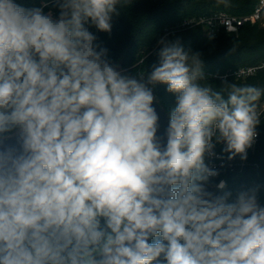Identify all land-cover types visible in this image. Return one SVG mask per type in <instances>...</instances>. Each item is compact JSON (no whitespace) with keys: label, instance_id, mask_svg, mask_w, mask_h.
Returning a JSON list of instances; mask_svg holds the SVG:
<instances>
[{"label":"clouds","instance_id":"9594fccd","mask_svg":"<svg viewBox=\"0 0 264 264\" xmlns=\"http://www.w3.org/2000/svg\"><path fill=\"white\" fill-rule=\"evenodd\" d=\"M132 5L0 0V264H264L261 185L219 179L247 160L264 87H217L166 37L150 70L120 67L97 33Z\"/></svg>","mask_w":264,"mask_h":264},{"label":"trees","instance_id":"16d2710c","mask_svg":"<svg viewBox=\"0 0 264 264\" xmlns=\"http://www.w3.org/2000/svg\"><path fill=\"white\" fill-rule=\"evenodd\" d=\"M258 1L230 0L228 6H225L218 4L217 0H133V5L122 9V14L114 19L111 34L97 35L99 43L109 50L111 59L129 71H134L136 60L146 55V62L140 67H148L150 70L158 59L157 41L166 37L170 42L179 41L185 48L200 52L204 71L217 87L221 86L222 79L264 87V67L244 79L231 74L240 67L264 62V26L249 22L237 32L221 29L216 34H209L202 25L180 26L185 19L219 11L248 14L254 10ZM18 2L39 6L43 0ZM225 74L228 75L224 77ZM154 91L166 111L174 106L175 97L166 91V86L158 85ZM261 119L264 122V118ZM258 131L257 144L249 150L245 163L242 165V160L235 158L231 161L232 167H223L219 179H225L231 189L241 185H261L259 195L264 202V123L258 127Z\"/></svg>","mask_w":264,"mask_h":264},{"label":"built area","instance_id":"2783aa9c","mask_svg":"<svg viewBox=\"0 0 264 264\" xmlns=\"http://www.w3.org/2000/svg\"><path fill=\"white\" fill-rule=\"evenodd\" d=\"M249 22L253 24L258 23L261 26H264V0H259L254 10L248 14L238 15L226 11H219L212 14L201 15V16L185 19L180 24V26L192 27V26L202 25L207 29L209 34H216L221 29H225L227 32H237L241 28V26ZM261 67H264V62L260 65L240 67L234 70L233 72H231V74L235 75L236 78L244 79L255 74ZM227 75L228 74H225L224 77H226ZM259 110L261 111V113H264V101L262 102ZM261 118H264V115H262ZM258 139H259V131L255 143L249 150L254 149ZM215 163L219 167L221 161H216ZM223 163H224V167L233 166V162L228 161L226 158L223 161ZM244 163L245 160L241 161L242 165Z\"/></svg>","mask_w":264,"mask_h":264},{"label":"water","instance_id":"95a60500","mask_svg":"<svg viewBox=\"0 0 264 264\" xmlns=\"http://www.w3.org/2000/svg\"><path fill=\"white\" fill-rule=\"evenodd\" d=\"M157 112L160 115V125H161V133L163 132V129L167 126V117H166V109L162 106L158 99V103L155 105Z\"/></svg>","mask_w":264,"mask_h":264}]
</instances>
